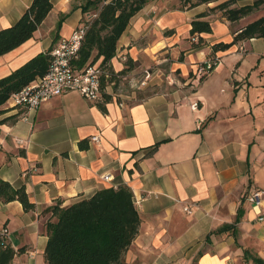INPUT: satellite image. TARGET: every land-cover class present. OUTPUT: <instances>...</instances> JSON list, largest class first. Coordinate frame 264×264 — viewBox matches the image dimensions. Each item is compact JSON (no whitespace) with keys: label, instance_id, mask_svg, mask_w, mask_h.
Wrapping results in <instances>:
<instances>
[{"label":"crops","instance_id":"0c3cea01","mask_svg":"<svg viewBox=\"0 0 264 264\" xmlns=\"http://www.w3.org/2000/svg\"><path fill=\"white\" fill-rule=\"evenodd\" d=\"M31 1L0 0V29L13 25ZM86 1L51 0L33 35L0 56V78L68 37L90 16L83 10ZM222 1L193 7L181 6V0L148 1L119 37L110 64L122 67L118 54L135 62L178 49L191 20ZM250 15L234 22L212 18L217 30L228 28L229 42ZM198 37L204 44L187 50L196 59L211 54L220 39L211 32ZM234 47L251 54L246 74L233 77L234 90L217 97L198 90L209 73L190 89L143 92L127 103L110 93L89 101L74 91L31 111L4 103L0 119L16 117L0 124V179L24 186L33 203L25 210L18 200H0V229H7L15 250L11 264H46V207L56 201L65 207L120 185L130 187L141 221L118 264H264V219H257L264 212L257 215L245 199L254 188L264 190V37L212 55L220 58ZM103 76L108 72L101 82Z\"/></svg>","mask_w":264,"mask_h":264},{"label":"trees","instance_id":"16d2710c","mask_svg":"<svg viewBox=\"0 0 264 264\" xmlns=\"http://www.w3.org/2000/svg\"><path fill=\"white\" fill-rule=\"evenodd\" d=\"M148 1L150 0H87L83 10L93 9L96 16L90 19L85 31L79 57L74 61L75 67L81 68L86 63L100 60V66L108 70L119 37L130 19ZM213 1L216 0H181L182 5L188 7ZM238 1L240 0H225L198 13L190 22L189 35L194 37L210 33L211 23L206 17L215 11H218L219 17L234 22L250 15L264 4V0H252L250 4L237 6ZM51 8V0H32L13 25L0 29V56L29 39ZM253 37H264V13L236 29L231 41L213 43L210 46L211 55ZM197 39L191 48H199L204 44L202 37ZM50 50L36 54L10 74L0 78V115L6 111L1 106L11 93L46 73L51 60ZM214 61L217 62L215 59ZM213 68L214 65L208 71L211 72ZM111 75L114 76L112 71ZM207 75H202L199 82ZM103 86L102 81L101 88ZM15 117L16 115L2 118L0 124ZM157 145L158 143L154 144L152 148ZM79 147L84 149L87 145L82 140ZM132 198L130 187L120 185L117 188L99 189L89 198L79 199L65 207L61 206L60 201L46 207L43 212L50 213L44 223V231L48 237L44 249L46 264H118L138 233L141 221ZM0 200H18L25 210L33 208L24 186L14 188L2 179ZM14 254L15 250L9 242L0 237V264H11ZM255 260L261 262L260 259Z\"/></svg>","mask_w":264,"mask_h":264},{"label":"rangeland","instance_id":"374dc122","mask_svg":"<svg viewBox=\"0 0 264 264\" xmlns=\"http://www.w3.org/2000/svg\"><path fill=\"white\" fill-rule=\"evenodd\" d=\"M93 11V9L89 8L87 10V16L93 13ZM263 11L264 4L251 13L249 18L253 19ZM212 14L219 16L218 11L209 14L208 19L210 23L212 21L214 22ZM213 26L214 31H211V33L214 37L219 36L220 39H216L217 41H226L230 38L227 27L218 28L217 30L216 22L213 23ZM178 39L182 40L178 43V49H164L158 52L153 57L154 59L152 58L146 61L136 60L134 62L118 54L117 59L122 61V67L120 69L115 70L111 64L108 70L102 68L103 72H109V75L108 77L105 76L102 80L104 86L100 93V99H103L102 93H110L115 99L127 103V101L138 100L143 92L151 93L155 90L166 89H190L198 83L202 75L209 73L211 74L198 86V90L207 96L217 97L234 90L233 77L236 78L237 75L246 74L245 68L247 67V62L251 59V54L245 52L242 47H234L219 54L220 58L216 55L202 54L196 59L187 53V50L191 48L192 43L198 41L197 36L191 37L189 35L186 38L179 36ZM203 50L201 51L203 53L207 51L206 48ZM214 59L217 62L213 70L209 72V69H206L204 66L207 62L212 63ZM111 71L114 76L111 75ZM5 104L8 107V104Z\"/></svg>","mask_w":264,"mask_h":264},{"label":"built area","instance_id":"2783aa9c","mask_svg":"<svg viewBox=\"0 0 264 264\" xmlns=\"http://www.w3.org/2000/svg\"><path fill=\"white\" fill-rule=\"evenodd\" d=\"M96 16V12L90 14L88 19L82 21L72 31V33L59 41V43L50 50L51 60L46 73L36 80L29 82L20 90L10 94L5 103L8 107H20L26 111L35 110L43 102L57 95H62L71 91L79 93L83 98L89 101H96L101 93V78L103 69L99 63H86L81 68H76L74 61L79 57V49L88 28L90 19ZM193 40H195L193 38ZM216 61L207 62L205 68L209 69L215 65ZM27 116V115H26ZM24 116V118H26ZM91 140L97 141L98 136H92ZM18 143L23 140L18 138ZM104 180L110 179L109 174L102 175ZM264 190L261 188L252 189L245 199L256 209V214L264 212L262 208V196ZM136 205L139 201L136 200ZM186 212H190L184 207ZM263 220V215L257 217ZM0 237L7 241L8 231L6 228L0 229Z\"/></svg>","mask_w":264,"mask_h":264}]
</instances>
